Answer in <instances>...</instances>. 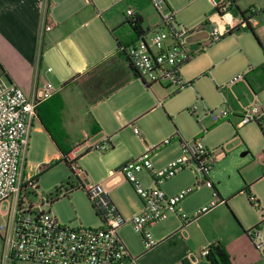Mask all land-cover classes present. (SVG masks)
<instances>
[{
  "label": "rangeland",
  "instance_id": "374dc122",
  "mask_svg": "<svg viewBox=\"0 0 264 264\" xmlns=\"http://www.w3.org/2000/svg\"><path fill=\"white\" fill-rule=\"evenodd\" d=\"M102 1L107 2V0ZM188 1L183 2L186 3V6L180 10L177 9V13L170 8L176 13V21L181 28L193 29L215 14V8L209 0H193L192 3ZM127 7L128 4L125 0H118V6L111 13L116 15L115 17L119 20H123L126 17ZM249 8L251 9V7ZM252 9L256 11V15L250 20L257 21V25L253 28L255 31L263 29L264 9L260 7L257 9L252 7ZM99 10L101 13L104 12L103 7ZM142 12L146 25L151 29L147 39L152 42L154 32L160 23V16L149 3L145 4ZM248 15L251 16L250 13ZM263 64L264 50L258 46L252 31L240 28L233 34L227 35L201 50L182 66L181 75L188 83V86L183 89L170 86L168 81H164L163 84L147 81L144 84L140 78H136L121 95L124 100L130 103L126 110L131 111L139 104L148 103L152 97L155 104L166 105L169 113L156 109L139 120L130 121L129 126L120 132L121 144L119 146L113 142L114 149H111L108 143V149L105 152L98 150H91L87 154L80 152L79 155L83 153L85 155L79 159V165L90 180L98 183L103 172L107 169L118 171L125 164L139 159L145 151L139 138L133 133L134 126L154 150L151 163L156 170L163 169L179 158L184 159L182 144L185 142L197 139L209 150L224 147L226 156L213 165L207 174V179L222 194L228 195L233 192L237 195L234 202L245 208L244 211L253 213L255 217L253 222L256 223L255 225L258 224L254 226L261 232V239L258 238L257 242L264 243V223H262L261 212L250 205L247 196L243 193L245 185L249 184L252 193L261 200L264 207V176L262 167L257 162V158L264 151V134L259 126L264 127V116L260 122L252 121L242 128L237 127L244 108L254 106L255 102L262 107L264 114ZM249 71H251L250 82L257 92V100H254V95L244 80L239 81L231 88L227 86L235 78ZM81 82L82 79L78 81V84ZM52 83L56 87H60L64 82L58 83L52 80ZM151 84L153 87L147 88ZM76 90L74 87L70 89L71 92ZM77 103V98L71 100L72 105ZM224 111L229 113V117L214 122L213 117L220 116ZM166 141L171 143L165 146ZM54 149L47 133L39 120L36 119L31 129L30 146L26 154V177H37L36 183L39 191L54 198L50 211L60 223L75 229L99 227L100 219L87 194L79 188L70 167L63 160L53 168L42 171L41 165L49 164L54 160H49ZM246 152L248 154L243 156ZM135 177L144 190L156 188L149 172L142 171ZM205 179L198 172L195 163L192 162L179 174L164 181L160 187L162 192H166L169 189L176 190L182 184L190 182L189 188H193L195 191L183 199L178 206L181 207V214L192 218L189 216V211L185 209L186 206L194 205L207 197L214 198L211 204L216 202V197L212 196V189L203 185L206 182ZM197 183L200 185L196 186ZM189 188L187 187L186 190ZM66 192L70 195L67 196ZM109 197L114 205L120 209L126 208L128 212L141 204L130 183L119 186L110 193ZM172 216L176 218L175 214H170L164 221L149 228L153 240L154 231L166 226L172 220ZM4 219L7 218L2 217L0 213V226ZM254 226L252 227L255 228ZM120 234L123 239L128 240L131 247L135 249L143 247L147 250L141 237L130 225L120 228L119 236ZM2 257L0 264H13V262L14 264H37L24 261L5 263V256Z\"/></svg>",
  "mask_w": 264,
  "mask_h": 264
},
{
  "label": "built area",
  "instance_id": "2783aa9c",
  "mask_svg": "<svg viewBox=\"0 0 264 264\" xmlns=\"http://www.w3.org/2000/svg\"><path fill=\"white\" fill-rule=\"evenodd\" d=\"M209 1L215 8L216 19L209 18L195 29H186L177 23L175 13L169 8L166 0H149L160 16L153 41L149 42L143 37L124 49L129 64L144 84L147 81L159 84L168 81L170 86L177 89L185 88L188 83L181 75L184 64L228 34L247 27L246 19L236 23L233 18H228L234 5L233 0ZM43 2L41 34L53 28L48 16V0ZM249 13L254 15L256 11L249 9ZM126 16L132 21L138 15L134 10L128 9ZM198 33H205L207 37L200 41L204 42L205 46L194 52L190 49L191 43L188 40ZM40 55L39 51L38 60ZM50 71L51 69H47V72ZM241 80H244V75L238 76L227 86L232 87ZM59 90V87L49 80L41 83L36 80L32 93L28 95L14 83L0 77V212L5 209L1 214L7 218L0 226V238L3 241L5 263L24 261L37 264H136V260L130 255L119 236V229L129 222L145 243L147 250H151L156 246V242L149 228L164 221L170 214H176L178 204L195 191L189 188L177 196L167 197L159 188L149 190L141 188L136 174L147 171L155 185L160 186L194 162L198 172L206 178L203 185L213 189L207 174L215 163L224 159L225 148L209 150L197 139L185 142L182 144L184 159L179 158L163 169L156 170L151 163L154 150L134 126L133 132L140 138L145 153L139 159L125 164L119 172L123 179L133 186L143 208L127 221L109 197V188L117 183L115 172L110 176L112 183L107 181L96 183L89 179L78 164L80 152L86 153L91 150L105 152L108 149L105 139L91 141L87 138L66 154L65 161L79 188L87 194L100 219V226L71 228L60 223L51 213L54 198L41 193L34 177L27 178L25 174L26 154L30 146L31 129L37 119V110L39 106L51 100ZM262 110L257 102L254 106L244 109L237 127L242 128L252 121H262L264 116ZM228 117L229 113L224 111L220 116H214L213 121L219 122ZM170 143L166 141L165 146ZM199 185L198 183L197 186ZM66 195L69 193L66 192ZM249 201L262 213L261 219L264 223V210L260 204L253 196L249 197ZM216 205L217 201L199 210L192 218L181 214L183 223L181 233L184 232L186 225L207 214ZM247 236L255 248L264 254V243L257 242L258 238L261 239L260 230L257 227L252 228L247 231ZM209 250L210 246L203 248L198 256L189 258V263L201 264Z\"/></svg>",
  "mask_w": 264,
  "mask_h": 264
},
{
  "label": "crops",
  "instance_id": "0c3cea01",
  "mask_svg": "<svg viewBox=\"0 0 264 264\" xmlns=\"http://www.w3.org/2000/svg\"><path fill=\"white\" fill-rule=\"evenodd\" d=\"M125 1L128 4L127 10L132 9L141 17L142 28L147 31L145 35L147 39L151 29L146 25L142 9L146 3L150 4L149 0ZM184 1L166 0L169 8L175 12L186 6ZM192 1L188 2L192 3ZM233 2L228 18H233L236 23L248 19L258 46L264 50V28L255 31L253 27L257 25V21L250 19L256 14L250 17L248 15L249 7L264 9V0H233ZM43 4V0H0V77L14 83L28 95L32 93L36 80L38 83L54 80L58 83L64 82L63 84L74 80L63 89L60 86L59 92L37 110V119L55 147L49 160H60L64 154L81 145L87 138L91 141L105 139L111 149H114V144L116 146L121 144L120 132L129 126L130 121L139 120L156 109L169 113L166 105L155 104L152 97L148 103L137 104L138 106L133 107L131 111L126 110L130 103L121 95L136 78L125 56L113 58L115 59L113 64L118 71L116 80L124 82V85L103 101L87 105L83 93L76 86L78 81L83 80L84 76L98 64L117 56L118 45L113 34L115 29L123 25L119 33L124 36L131 35L129 27L125 25L128 20L126 14L123 20H119L111 13L118 6V0H107L106 3L102 0H48V16L53 28L41 34ZM100 6L104 8L103 13L99 10ZM210 18L215 20V14ZM220 28L222 29L223 25ZM201 40L191 43L190 49L194 52L201 50L205 46L204 42H200ZM39 51L41 55L38 60ZM47 69L51 71L47 72ZM250 73L251 71L244 74L246 75L244 81L252 91L254 100H257V92L249 79ZM151 86L152 84L147 88L150 89L153 87ZM72 87L77 90L71 92ZM73 98L78 99L77 104H71ZM141 145L143 147L142 143ZM59 146L65 150L64 153ZM85 154L80 155L79 159ZM247 154L248 152L243 156ZM257 162L261 165L264 176L263 152L257 158ZM114 172L117 183L109 188V196L113 190L128 183L119 170L111 169L103 172L98 183L106 181L112 183L110 176ZM160 186L156 188L161 190ZM189 186L190 182L184 183L176 190L169 189L163 193L167 197H174ZM246 186L249 187V195L253 196L264 210L261 200L252 193L250 185L246 184ZM212 192V196L216 197L217 205L207 214L186 225L182 233L181 207L178 206L176 218L172 216V220L166 226L154 231L156 246L151 250L131 247L128 240L123 239L120 234L136 264H183L184 260L189 262L190 257L198 256L197 253L203 248L216 243H221L226 248L233 264H264V254L255 248L252 240L247 236V231L256 224L253 222V218L255 219L253 213L244 211L245 208L234 202L237 195L233 192L224 195L215 186ZM244 194L249 201L248 194ZM213 199L207 197L194 205L186 206L185 209L189 211V216L193 217L199 210L210 205ZM115 206L127 221L143 208L142 202L130 212L126 208L120 209ZM3 212L5 209L0 213ZM126 225L131 226L129 222ZM3 255V241L0 238V260Z\"/></svg>",
  "mask_w": 264,
  "mask_h": 264
},
{
  "label": "trees",
  "instance_id": "16d2710c",
  "mask_svg": "<svg viewBox=\"0 0 264 264\" xmlns=\"http://www.w3.org/2000/svg\"><path fill=\"white\" fill-rule=\"evenodd\" d=\"M246 21H247L246 29H250L253 33V30L250 27L248 19H246ZM125 25H127L130 29V33H131L130 36H124L121 32L119 33L123 25L113 31L114 37L118 45L117 56L112 57V59L109 58L98 64L94 69H92L89 73H87L86 76H84V79L82 80L81 83L76 84V86H78L77 88L83 93L84 99L86 100L87 105L89 106L103 101L104 99H106L108 96L113 94L115 91H117L124 85V82L116 80V75L118 74V71L113 64V61L115 60L113 58H119L125 56L128 61V58L126 56V51L124 49L137 42L140 38L145 37V35L147 34V31L143 30L142 28V19L139 16H136L135 19L132 21L128 19ZM230 34H233V32ZM130 67L132 68L131 65ZM263 68H264V64H263ZM132 70L134 71V77L139 78L138 73L133 68ZM244 80H246V75H244ZM73 81L74 80L63 84L61 86V89H63L66 85L71 84ZM259 126L264 134V127L261 125ZM59 148L61 149V151H63V153L65 152V150L61 146H59ZM88 152L89 151H87L86 153ZM65 156L66 154H64L60 160L51 161L49 164L43 165L41 167L42 171L44 172L48 169L53 168L61 160H63L68 165V163L65 161ZM34 180L37 182V177L36 178L34 177ZM243 192L248 194V198L250 197L249 187L246 186L243 189ZM183 264H190V263L184 260ZM203 264H233V263L226 248L221 243H216L210 245L209 254L207 255Z\"/></svg>",
  "mask_w": 264,
  "mask_h": 264
},
{
  "label": "water",
  "instance_id": "95a60500",
  "mask_svg": "<svg viewBox=\"0 0 264 264\" xmlns=\"http://www.w3.org/2000/svg\"><path fill=\"white\" fill-rule=\"evenodd\" d=\"M206 37V34L205 33H198L192 37L189 38L188 42L189 43H196L197 41L203 39Z\"/></svg>",
  "mask_w": 264,
  "mask_h": 264
},
{
  "label": "bare ground",
  "instance_id": "6f19581e",
  "mask_svg": "<svg viewBox=\"0 0 264 264\" xmlns=\"http://www.w3.org/2000/svg\"><path fill=\"white\" fill-rule=\"evenodd\" d=\"M252 9V8H251Z\"/></svg>",
  "mask_w": 264,
  "mask_h": 264
}]
</instances>
